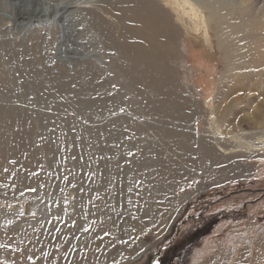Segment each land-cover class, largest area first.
I'll use <instances>...</instances> for the list:
<instances>
[{"label": "rangeland", "instance_id": "374dc122", "mask_svg": "<svg viewBox=\"0 0 264 264\" xmlns=\"http://www.w3.org/2000/svg\"><path fill=\"white\" fill-rule=\"evenodd\" d=\"M29 1L0 0V264H150L205 208L185 264H264V0H189L208 40L185 0H134L150 44L175 32L144 69L96 29L109 0Z\"/></svg>", "mask_w": 264, "mask_h": 264}, {"label": "bare ground", "instance_id": "6f19581e", "mask_svg": "<svg viewBox=\"0 0 264 264\" xmlns=\"http://www.w3.org/2000/svg\"><path fill=\"white\" fill-rule=\"evenodd\" d=\"M32 1L34 0H30L29 3L31 4ZM120 1L121 0L119 1L114 0V2H112V0H109V4L106 7L101 8V10L104 13H106L108 16H110L113 19L114 23H110V21L107 22V20L105 21L104 19L100 18L97 14L94 15V20L97 23L96 29H99V31H102L100 33H103L102 35L104 36V38L108 40L109 42H112L113 45L116 44L115 39H117V37H118V40H122L123 44L122 42L121 44H119L121 45L120 49H122L123 52L125 51L129 52L130 58L132 59V61L136 65L142 68L145 65L143 63L148 62L147 61L148 58L150 59L154 57L153 59L160 60L162 64L166 63L167 60H170L173 57L172 56L173 53L171 52L172 50H171L170 45H173L175 42L172 37V35H174L175 32L170 31V30H165L167 27L166 25L167 20L164 19L165 21H162V22H164L166 25L164 30L168 32L169 34L165 33V35H163V32L161 33L160 28L155 25L154 27L156 29L155 31H157V34H156L157 37L156 38L151 37L152 43L150 44V42L144 37L146 34L145 29L147 27L150 28V26L152 25V18L149 17V14H151V12H149L150 10L146 8L145 5L142 6L141 9L138 8L134 0H126L124 2H120ZM177 5L187 15L199 20L198 27H200L203 30V34L205 38L208 40V26H207L206 18L203 12L197 9V7H195V5L191 3L189 0H185L183 4L181 5L177 4ZM72 7H75V6H73L70 2H64L63 4H59L58 6L52 5L47 8H43L44 10H42V7L39 6V8L36 7L34 11L25 10L26 12H24L23 15L17 14V19L23 22L25 18H29L28 20L32 21V20L41 19L47 14L48 15L56 14V16H61L62 18L63 14ZM115 23H119L121 25L119 32L115 30ZM144 24L146 28H143ZM141 27H142V30L138 31V29L139 28L141 29ZM150 31H153V30H150ZM167 44H170L169 47ZM147 47L151 49L148 50ZM78 53H79L78 51L70 52V54H73V55H78ZM158 66L159 65H157V68ZM148 69L150 70V72L153 73L156 68H153L152 66L151 67L148 66ZM2 146L4 145H1V147ZM203 150L205 154L204 156L207 155L206 156L207 159H213L216 155L212 147L209 148L208 146L205 149L203 148ZM3 151L1 150V152ZM179 151H183V153L185 152L184 148L182 147L179 148Z\"/></svg>", "mask_w": 264, "mask_h": 264}, {"label": "flooded vegetation", "instance_id": "af4514ba", "mask_svg": "<svg viewBox=\"0 0 264 264\" xmlns=\"http://www.w3.org/2000/svg\"><path fill=\"white\" fill-rule=\"evenodd\" d=\"M203 211L206 212L207 209L205 208ZM205 212L202 214V216L198 217H195L194 213H189L187 217H191L186 218L187 221L184 220L181 222V225L183 224V222L186 223L182 226L180 225V227L177 228L175 233L171 236L169 241L159 248V252H161V254L158 253L155 256L154 262L152 263L151 260L150 264H185V257L188 255L187 252L189 250V247L196 243V241L200 237L207 235L209 232L211 233V231H214L215 229V226L213 225L217 222L216 217H204ZM195 220H201L202 224H199V227L196 232L190 235L189 240H187V242L185 243L187 244V246H185V244L182 241H179L178 239L180 237V230L181 228L185 227L188 223L195 222Z\"/></svg>", "mask_w": 264, "mask_h": 264}]
</instances>
